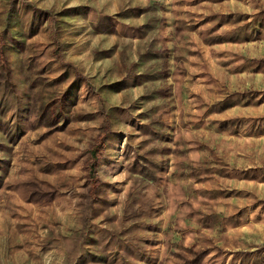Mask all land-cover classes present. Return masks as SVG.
Segmentation results:
<instances>
[{
    "label": "rangeland",
    "instance_id": "374dc122",
    "mask_svg": "<svg viewBox=\"0 0 264 264\" xmlns=\"http://www.w3.org/2000/svg\"><path fill=\"white\" fill-rule=\"evenodd\" d=\"M0 264H264V0H0Z\"/></svg>",
    "mask_w": 264,
    "mask_h": 264
},
{
    "label": "trees",
    "instance_id": "16d2710c",
    "mask_svg": "<svg viewBox=\"0 0 264 264\" xmlns=\"http://www.w3.org/2000/svg\"><path fill=\"white\" fill-rule=\"evenodd\" d=\"M94 167V166H93Z\"/></svg>",
    "mask_w": 264,
    "mask_h": 264
}]
</instances>
